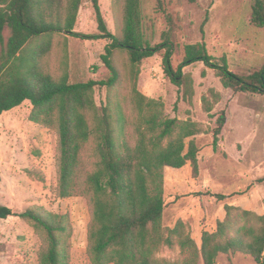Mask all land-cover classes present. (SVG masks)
<instances>
[{
	"label": "trees",
	"instance_id": "1",
	"mask_svg": "<svg viewBox=\"0 0 264 264\" xmlns=\"http://www.w3.org/2000/svg\"><path fill=\"white\" fill-rule=\"evenodd\" d=\"M90 1L98 32L83 34L73 30L82 0H0V115L28 100L32 105L29 120L57 131L58 196L87 199L90 263L196 264L200 258L203 264H215L220 253H238L258 264L264 252V214L225 204L223 218L216 220L213 230L202 229L199 244L183 219H176L171 227L163 223V168L189 164L192 177H197L199 148L193 137L201 133L199 125L190 119L165 117L162 102L147 98L135 86L129 112L120 100L112 105L107 99L97 106L94 89L117 83L116 49L127 51L133 67L164 49V71L188 101L194 89L190 74L183 72L185 66L203 62L223 87L264 94V63L247 74H236L228 68L226 57L215 58L204 42L180 44L174 0H153L167 27L154 44L153 33L145 30L142 0H122V24L116 33L107 28L99 1ZM206 21L205 17L203 24ZM250 21L264 26V0H254ZM63 31L78 38L109 39L101 55L110 73L106 79L70 83L66 74L54 78L45 72L42 60L50 43L35 44L34 40ZM219 100L220 94L209 89L201 99L203 110L212 115ZM226 120L224 111L216 117L213 150ZM39 179L44 180L43 176ZM8 216H18L45 234L46 246L38 253V264H67L68 214L39 206L16 212L0 204V218ZM175 245L182 259L159 255L163 248Z\"/></svg>",
	"mask_w": 264,
	"mask_h": 264
},
{
	"label": "rangeland",
	"instance_id": "2",
	"mask_svg": "<svg viewBox=\"0 0 264 264\" xmlns=\"http://www.w3.org/2000/svg\"><path fill=\"white\" fill-rule=\"evenodd\" d=\"M98 1L107 28L116 33L122 24L123 1ZM253 3L254 0H174L179 43L204 42L215 58L225 56L228 68L236 74L260 68L264 63V26H254L250 21ZM142 9L145 30L147 34L153 33L154 44L167 28L166 21L155 11L153 0H142ZM205 17L207 21L203 24ZM73 30L83 34L98 32L90 0H82ZM34 41L50 43L42 65L54 78L66 74L72 83L102 80L110 74L101 59L109 39L78 38L63 31ZM163 55L161 49L133 67L126 50H114L118 81L111 88L96 87L94 99L97 106L107 99L112 105L120 100L129 112L130 94L135 86L147 98L162 102L165 117L190 119L199 125L201 133L193 137L199 148L197 177H192L189 164L179 169L163 168L166 204L163 223L171 227L176 219H183L186 230L199 244L197 222L203 229L213 230L216 220L224 216L225 204L264 214V94L225 88L212 69L197 61L183 68L193 79V96L188 101L166 75ZM209 89L220 94L212 115L201 104ZM31 108V103L25 100L0 115V204L16 212L39 206L68 214L71 236L67 264H91L87 255L90 220L87 199L82 195L58 196V133L30 121ZM221 111L227 120L213 150L212 129ZM174 207L178 208L177 213L173 212ZM45 246V234L24 219L0 218V264H38V253ZM159 255L175 260L183 258L176 245L163 248ZM196 264H203L200 258ZM215 264L256 262L238 253L231 256L220 253ZM258 264H264V252Z\"/></svg>",
	"mask_w": 264,
	"mask_h": 264
},
{
	"label": "crops",
	"instance_id": "3",
	"mask_svg": "<svg viewBox=\"0 0 264 264\" xmlns=\"http://www.w3.org/2000/svg\"><path fill=\"white\" fill-rule=\"evenodd\" d=\"M177 211H178V208H173V212L174 213H177ZM197 227H199V239H200V233H201V231H202V229H203V226H202V224L201 223H199V222H197Z\"/></svg>",
	"mask_w": 264,
	"mask_h": 264
}]
</instances>
